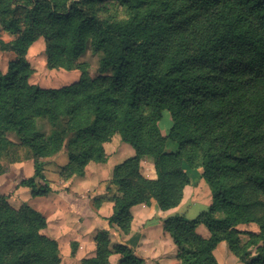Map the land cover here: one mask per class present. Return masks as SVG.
Masks as SVG:
<instances>
[{"label":"trees","instance_id":"obj_1","mask_svg":"<svg viewBox=\"0 0 264 264\" xmlns=\"http://www.w3.org/2000/svg\"><path fill=\"white\" fill-rule=\"evenodd\" d=\"M117 1L124 21L110 15L109 0H0V28L12 38L0 39V52L13 54L0 72V161L34 167L10 194L67 192L45 181L40 160L66 147L59 177H82L88 163L106 162L103 145L118 135L134 156L113 169L112 214L92 213L95 256L81 264H109L113 254L118 264H144L121 240L131 229L130 210L152 200L161 211L178 207L190 184L184 165L200 171L211 203L192 220H163L179 263L218 264L213 251L225 242L239 263L264 264V0ZM39 39L45 67L77 70V82L58 89L29 83L34 69L26 56ZM85 50L98 57L94 78L80 61ZM165 112L171 126L163 136ZM39 120L50 124L48 134ZM146 158L154 179L141 174ZM8 197L0 192V264H60L57 241L43 234L45 216L27 204L11 207ZM250 224L258 231L238 228Z\"/></svg>","mask_w":264,"mask_h":264},{"label":"crops","instance_id":"obj_2","mask_svg":"<svg viewBox=\"0 0 264 264\" xmlns=\"http://www.w3.org/2000/svg\"><path fill=\"white\" fill-rule=\"evenodd\" d=\"M0 34V39L3 41L12 39L9 34L1 31V29ZM7 35L9 38H7ZM32 47L33 45L26 56L29 63H31L30 56L32 57L34 53H32ZM34 55L33 57L36 58V52ZM0 56V72L5 73L7 62L13 54L0 52ZM80 61L83 62V60ZM50 71L61 73L60 71L64 70ZM68 73H71L72 76L64 81L70 85L78 81L80 74L77 70L68 71ZM35 75L34 70V74L29 79L31 85H36L42 89H56L62 86L58 84L52 86L51 84L58 82L59 79L52 82L53 80L49 75H46L45 79L42 78L33 82L32 79ZM69 80L72 81L69 82ZM161 134L166 135V131L161 129ZM8 139L13 143H18L17 137L13 133L8 134ZM103 148L107 156L105 163L90 162L86 165L82 177L73 176L66 181L59 177L60 169L68 162L66 147L59 154L40 160L44 163L43 176L45 181L60 187L66 186L67 192L60 194L50 193L45 197L36 198L31 196L29 190L17 192L18 197L10 194L13 185L17 182L16 180L21 177L30 178L33 176L34 167L31 160L14 163L11 165V174L5 173L0 176V192L9 196L8 202L11 207L18 209L22 204H27L47 218V228L43 233L49 230V225L54 217L57 228L54 233L49 234V237L58 243L60 254L62 253L60 264H81V260L95 256L94 237L99 231V227L92 213H96L102 218H108L112 214L113 202L111 198L117 195L116 188L109 184L113 169L116 165L134 156L131 146L121 141L118 135L113 136L110 142L103 145ZM140 166L141 174L144 177L148 179L155 178L154 167L150 159H144ZM183 169L190 179V184L184 188L183 198L178 207L161 211L156 202L152 200L149 205H137L130 210L132 215L131 232L124 236V240L122 239L123 235H121V240L132 248L134 255L141 258L144 264H180L176 258V246L169 235L163 231V220L175 214L185 216L189 205L201 204L207 208L211 203L209 189L207 199L201 198L202 190L205 188L204 181L191 178L194 174L198 175L197 171L188 168L186 165L183 166ZM251 231L256 232V230ZM196 232L204 239L209 237L208 231L203 226H198ZM110 236H113L116 240L114 234H110ZM62 238H65L64 242H67L65 253L60 248ZM69 241L76 243L74 255H71V248L68 246ZM213 255L218 264H241L228 250L225 242L217 245ZM116 263L118 264L115 255H111L109 264Z\"/></svg>","mask_w":264,"mask_h":264},{"label":"rangeland","instance_id":"obj_3","mask_svg":"<svg viewBox=\"0 0 264 264\" xmlns=\"http://www.w3.org/2000/svg\"><path fill=\"white\" fill-rule=\"evenodd\" d=\"M109 3H110V15L112 17H114V18H116L118 20H122V21L127 19L126 11L120 5L119 1H117V0H109ZM0 37H1V34H0ZM7 38H9L8 35H7ZM33 52L34 53L36 52V54H37L36 58L33 57V56H35ZM32 53H31L32 57L30 56V58H31V61H30L31 63L30 64H31L32 68L35 70V73H36L35 77L32 79L33 82H35V80H38V79H42V78L45 79L46 78L45 76L49 75V77H51L52 80H53L52 82H55L56 79H59L58 82L52 83L51 84L52 86L53 85L55 86V85L58 84V85H62V86H59V87H64V85L67 86L69 84L68 82H66L64 80L67 79V78H71V76H72L71 73L64 72V71H60L61 73H56V71H54V72L50 71V70H48L45 67V54H44V41H43V39H39L33 44ZM11 58H13V56H11L10 59ZM0 59H1V56H0ZM80 60H83V62H87L88 63L89 72H90L91 77L92 78L96 77V75L98 74V57L92 55L91 53H89L88 50H85V53L81 56ZM109 73H110V71L107 72V74H109ZM66 74H70V75H66ZM60 80H63V81H60ZM70 81H72V80H69V82ZM48 84H50V83H48ZM56 89H58V88H56ZM38 125L46 134H48L51 131V129H52L50 124L47 121H45V120H39L38 121ZM160 126H161V129L163 131H166V132H167V129L171 126V122H170L168 113H166V112L164 113V115H163V117H162V119L160 121ZM176 149H177V146H176L175 143L167 142L166 150L168 152H175ZM0 165L4 169V172L5 171H6V173H10L11 172V165H13V164H9V161L7 159H5V158L2 159L0 161ZM197 173H198V175L194 174L193 177H191V178L193 180H195V179L202 180L200 178V171H197ZM204 186H205V188L202 190L201 198H203L205 200V198L207 199V196H208L207 194H208L209 191H208V186L206 185L205 182H204ZM206 209L207 208H205L201 204H199V205L198 204L197 205H193V204L189 205L188 209H186V215L183 216V217L186 218L187 220H192V219L196 218L201 211H204ZM137 227L139 228V226H137ZM56 228H57L56 222H55L54 217H53L52 218V222L49 225V230H47L43 234H45L47 237H49V234L54 233ZM238 228H239V230L246 231V232L251 231V230H256V232L258 231L257 226L254 225V224L240 225ZM130 232H131V229H130ZM124 236H127V235H123V237H122L123 240L125 238ZM49 238H51V237H49ZM109 238H110L111 246H114V245L117 244V242H116V240H115V238L113 236H109ZM64 240H65V238H62L61 247L60 248H62V251H64V253H65L66 249H67V248H65L67 242H64ZM125 240H127V239H125ZM68 243H69L68 246L70 248H71V246L73 244H76L74 241H69ZM73 247H76V246L73 245ZM113 255H115V258H116L117 262H119V256L116 255V254H113ZM255 255L256 254L252 250L251 257H255Z\"/></svg>","mask_w":264,"mask_h":264}]
</instances>
